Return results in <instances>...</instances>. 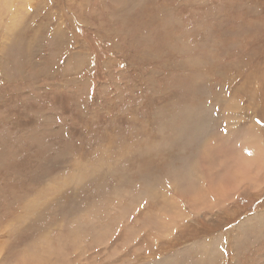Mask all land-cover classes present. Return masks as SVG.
<instances>
[{
	"label": "rangeland",
	"instance_id": "rangeland-1",
	"mask_svg": "<svg viewBox=\"0 0 264 264\" xmlns=\"http://www.w3.org/2000/svg\"><path fill=\"white\" fill-rule=\"evenodd\" d=\"M257 148L264 0H0V264H264Z\"/></svg>",
	"mask_w": 264,
	"mask_h": 264
},
{
	"label": "bare ground",
	"instance_id": "bare-ground-1",
	"mask_svg": "<svg viewBox=\"0 0 264 264\" xmlns=\"http://www.w3.org/2000/svg\"><path fill=\"white\" fill-rule=\"evenodd\" d=\"M35 37H36V35H35ZM36 39H37V37H36ZM59 38H57V40H58ZM59 46V45H58ZM62 46V45H61ZM57 47V46H56ZM65 47V46H64ZM63 47V48H64ZM59 49V48H58ZM36 50V49H35ZM56 54H58V55H62V52L59 50L58 52H56ZM12 56V55H11ZM24 56L22 55V58H23ZM6 59L8 60V57H6ZM79 62V61H78ZM77 62V63H78ZM48 64H54V63H52V62H48ZM13 69H16V68H13ZM196 116V115H195ZM190 118H193V119H195L194 118V116L190 113ZM251 126V125H250ZM254 126V125H253ZM248 128H247V130L248 131H254V129H253V127H249V126H247ZM255 127V126H254ZM255 128H257V127H255ZM251 140L254 142V144L253 143H250L251 145H254V146H256L258 143H259V141H260V135L258 134V133H254L253 132V134H252V138H251ZM257 152H258V156L260 157V159H258V160H264V150L263 149H261L260 150V148H257ZM258 156H257V158H258ZM254 157V156H253ZM255 158V157H254ZM257 160H255V162H256ZM261 162V161H260ZM263 162V161H262ZM261 162V163H262ZM264 164V163H263Z\"/></svg>",
	"mask_w": 264,
	"mask_h": 264
}]
</instances>
